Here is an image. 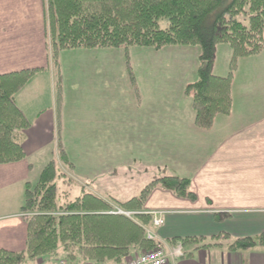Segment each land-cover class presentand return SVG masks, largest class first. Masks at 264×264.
Instances as JSON below:
<instances>
[{
  "label": "crops",
  "instance_id": "obj_1",
  "mask_svg": "<svg viewBox=\"0 0 264 264\" xmlns=\"http://www.w3.org/2000/svg\"><path fill=\"white\" fill-rule=\"evenodd\" d=\"M47 3L0 0V75L40 69L16 95L31 122L17 136L26 157L0 165V248L25 251V187L38 183L60 143L84 190L105 200L136 197L119 199L109 183L130 172L142 170L154 180L189 179L195 202L158 188L145 205V213L162 214L164 224L151 227L162 240L210 239L220 233L235 240L264 233V51L239 61L232 114L217 116L210 131L197 126L192 100L185 95L186 86L198 78L201 51L196 47H131L135 51L130 56L145 58L133 69L134 82L121 65L125 54L120 49L122 59L115 49L69 51L65 54L79 62L71 67L69 99L62 98L58 111L48 56ZM164 56L159 65L149 63ZM232 56L230 46L217 47L216 76L229 74ZM98 57L119 62L98 63ZM46 87L49 97L42 103L33 89ZM218 214L230 217L219 222ZM190 251L176 264H264L263 247L237 253L221 247Z\"/></svg>",
  "mask_w": 264,
  "mask_h": 264
},
{
  "label": "trees",
  "instance_id": "obj_2",
  "mask_svg": "<svg viewBox=\"0 0 264 264\" xmlns=\"http://www.w3.org/2000/svg\"><path fill=\"white\" fill-rule=\"evenodd\" d=\"M47 6L51 47L48 56L56 69L59 54L67 50L200 47L198 78L186 86L185 95L192 100L196 124L204 131L213 128L217 116L232 114L233 82L239 61L264 51V0H48ZM214 13V21L207 29L206 23ZM241 16L248 25L240 21ZM161 20L169 21L167 29H161ZM219 45H228L233 52L226 77L214 74ZM38 70L0 75V165L26 157L17 136L28 130L31 122L17 105L16 95ZM129 77L134 82V77ZM56 106L59 111L61 91L57 93ZM60 163L64 169L53 159L37 184H26L21 210L27 224L26 249L0 248V264H26L27 259L56 255L60 247L69 264H124L131 256L160 245L148 236L154 217L144 211L156 188L196 201L191 181L177 176L152 181L126 202L105 200L84 189L82 196L75 199L67 197L68 193L63 197L61 186L73 181L68 177L72 165L62 148ZM117 209L133 215L111 213ZM216 217L223 222L230 215ZM167 242L172 246L182 244L185 251L226 246L229 252L237 253L264 248V233L235 240L220 233L210 239L177 237Z\"/></svg>",
  "mask_w": 264,
  "mask_h": 264
},
{
  "label": "rangeland",
  "instance_id": "obj_3",
  "mask_svg": "<svg viewBox=\"0 0 264 264\" xmlns=\"http://www.w3.org/2000/svg\"><path fill=\"white\" fill-rule=\"evenodd\" d=\"M215 14L216 13H214L208 19V21L206 23V28L207 29L210 28V25L214 21V18L216 16ZM239 19L245 25H248V20L245 19V17L241 16V17H239ZM160 27H161V29H167L169 27V21H167V20H161L160 21ZM180 47H183V46H180ZM138 48L139 49H142L140 47H138ZM196 48L197 49H200V47H196ZM132 49H134V48H129L128 50H126V49H120L125 54V57H124L123 62L121 61V65L123 67H126L128 76L134 77L135 75H134L133 69L136 70L139 67H141V65H143L144 62H145V58H142L141 56H139L137 54H131V56H130V53L129 52L130 51L131 52H134L135 51V50H132ZM69 51H72V50L62 51L59 54L57 69H56V66H53L54 60L51 57H49V63H50V65H52V66H50L51 72H52L53 77L55 79V81H54V95H55V98H57V93L59 91H61L62 92V98L63 97H66L67 99H69V89H70V86H71V76H72V74H71V67L74 65L73 64L74 62L75 63H78L79 62L78 59L70 56L69 54H65V53H69ZM115 51H117L116 56L117 57H120V59H122L121 58V54H119V52H118L119 50H116L115 49ZM200 51H201V49H200ZM49 53L51 54V47H50V45H49ZM156 53H158V52H156ZM129 56H130V58H129ZM112 59H114V58H112ZM112 59H107L105 57H98V58H95L94 61L95 62H98V63H103V62H106V61H112ZM164 59H166L165 56L164 57L157 58V59H152V60L150 59L149 60V63L159 65V63L162 60H164ZM114 60L116 62L118 61L116 59H114ZM114 65H116V64H114ZM42 85L45 86V84H42ZM47 89H48V87L43 88V89L42 88H39V89L34 88L33 89L34 94L36 93V94H38L42 98V103L45 100H47V95L49 97V91ZM61 148H62V145L60 143L59 144V149H61ZM56 153H57V150L55 149L54 150V157H53V159H56L57 162L59 163L60 168L61 169H64L63 166H62V164L60 163V160H59L58 156L55 155ZM143 172L144 171H142V170H138V172H135V174H133L134 172H132V174L130 172V173H127V177L122 176L121 178H117L115 176L116 178L112 179L109 182L112 185V188H114L116 194H118L117 196H118L119 199L124 200V199L128 198L129 196H131V194H137L136 196H138L140 194V191H142L147 186L148 183H150L152 180L155 179V177H154L153 174H146L145 172L144 173ZM68 177L73 182L72 183H69V184H63L61 186L62 187L61 188L62 189L61 190V194L63 195V197H65L64 195H66L67 193L70 196L69 195L68 196L66 195V196L67 197H71L72 199H75V198H77L79 196H82V190H83V188H87V187L82 183L81 179H77L75 177V175H74V169H70L69 170ZM158 188H162V187H158ZM158 188H156V189H158ZM162 189H164V188H162ZM92 190H95L96 192H98L99 189H96V186L92 185ZM15 194L17 195V189H15ZM132 198H134V196ZM15 199H16V197H14V199H12V200H15ZM14 206L17 208V204H16L15 201H14ZM111 213H113V212H111ZM122 214L123 215H129L127 213H122ZM130 215H132V214H130ZM153 216H154V221H155L156 216L155 215H153ZM169 247H170V250L171 249L174 250V248L176 246H172L171 244H169ZM164 248H166V247H164ZM221 248L227 249L226 246L225 247H221ZM62 256H63V251H62V247H60L59 250L57 251V254L56 255H52V256L49 255V256L41 257V258L36 259V260L27 259L26 260V264H56V262L58 261V259L61 258Z\"/></svg>",
  "mask_w": 264,
  "mask_h": 264
},
{
  "label": "built area",
  "instance_id": "obj_4",
  "mask_svg": "<svg viewBox=\"0 0 264 264\" xmlns=\"http://www.w3.org/2000/svg\"><path fill=\"white\" fill-rule=\"evenodd\" d=\"M155 224L157 226L162 225L163 220L161 218H155ZM149 237L152 238V235H149ZM171 250H166L162 246H159L154 250L144 251L136 255L134 258L127 260L124 264H175L176 260L184 255L183 248L177 247ZM58 264H67V262L60 261Z\"/></svg>",
  "mask_w": 264,
  "mask_h": 264
}]
</instances>
